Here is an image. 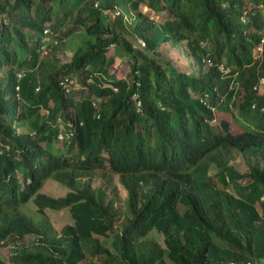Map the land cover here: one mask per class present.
I'll use <instances>...</instances> for the list:
<instances>
[{"label": "trees", "instance_id": "1", "mask_svg": "<svg viewBox=\"0 0 264 264\" xmlns=\"http://www.w3.org/2000/svg\"><path fill=\"white\" fill-rule=\"evenodd\" d=\"M263 32L264 0H0V247L38 246L8 263L264 262Z\"/></svg>", "mask_w": 264, "mask_h": 264}, {"label": "rangeland", "instance_id": "2", "mask_svg": "<svg viewBox=\"0 0 264 264\" xmlns=\"http://www.w3.org/2000/svg\"><path fill=\"white\" fill-rule=\"evenodd\" d=\"M142 11L144 13H147L148 15H150L152 18L156 19L157 21H163L165 19H167L168 17L166 15H162V14H156L153 13L152 11H150L148 9V7L142 5ZM133 40V39H132ZM140 40V39H139ZM49 45H51L49 49H47V51H45L43 53L44 59L47 61H54L56 63H58L59 65H63L67 62L70 61L71 58V54H72V50H74L75 48H77V46L75 45L74 49H71V45L68 41V39L65 38L64 35H58L56 36H51L49 39ZM135 45L139 44L138 39L137 40H133ZM59 42V44H57ZM80 44V42L78 43ZM56 45V46H55ZM54 46V47H53ZM166 52L168 55H170L172 52L174 54H178L180 53V48L179 46H166ZM110 54H113V49H111ZM188 62V60H187ZM120 73L122 75H126L128 73V65L125 61L121 62L120 65ZM228 121L231 124V131L233 133H238L241 131L240 126L235 122L234 118L232 117V115L227 112L226 110L223 112H218L216 111V121L214 124H219L221 121ZM59 127L64 128L62 123H58L57 124ZM212 164V163H211ZM210 164L209 169H211L212 165ZM232 165H234V167L239 171V172H245L246 171V162L245 159L243 158V156H241L240 158H238ZM214 171V168L212 167L211 172ZM21 176V175H20ZM111 176V177H110ZM114 179L115 184L117 185V177H115L114 175H110V173H102L99 175L98 178H96L95 180V185H99V184H104L106 179H110L111 180ZM111 186L113 187V184L111 183ZM67 188H65L63 185H61L59 182L54 181V180H48L47 183L45 184L44 188L42 189V192L53 196V197H60V196H64L67 193ZM119 196L121 197L119 201H122L124 199V195L123 192L121 191V193L119 194ZM118 205H120L119 202H117ZM180 208V212L183 213L185 211V208L182 205H179ZM22 212H24L25 214H27L28 216H36V211L37 208L34 206V204L31 202L29 204H27V206L21 210ZM46 215L49 218V222L53 224V226L55 227V229L57 231H60L65 225L67 224H71L73 222L69 211L66 210H62V211H53V210H46ZM109 241H107V239L105 240L102 237V240L105 241L108 245L111 244L112 242V238L109 237L108 238ZM158 240H160L159 238H157ZM217 240V239H216ZM218 242V241H217ZM221 244V242H218ZM222 245V244H221ZM34 250L36 248H38L37 246V242H36V237L35 236H28L25 238L24 243L23 244H17L14 245L11 241H8L6 243H4V245H2L0 247V259L2 261H4L6 264H9V259L11 254H13L12 250ZM38 250V249H36Z\"/></svg>", "mask_w": 264, "mask_h": 264}, {"label": "built area", "instance_id": "3", "mask_svg": "<svg viewBox=\"0 0 264 264\" xmlns=\"http://www.w3.org/2000/svg\"><path fill=\"white\" fill-rule=\"evenodd\" d=\"M263 40H264V32H263ZM139 43L142 46L145 45V43L142 40H140ZM260 82H261L262 85H264V80H261ZM67 136H71V134H68ZM60 138L63 139L64 138V135L63 134H60ZM231 264H234V263H231ZM248 264H264V262H262V263H248Z\"/></svg>", "mask_w": 264, "mask_h": 264}]
</instances>
